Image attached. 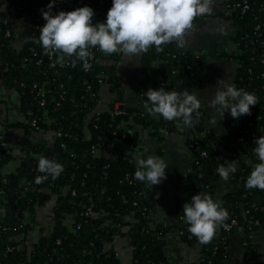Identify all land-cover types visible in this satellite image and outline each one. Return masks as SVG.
Here are the masks:
<instances>
[{"label": "trees", "instance_id": "16d2710c", "mask_svg": "<svg viewBox=\"0 0 264 264\" xmlns=\"http://www.w3.org/2000/svg\"><path fill=\"white\" fill-rule=\"evenodd\" d=\"M225 1L228 7L243 0ZM50 2L0 0V7H11V14L16 18L29 21L30 37L20 48L13 45L15 34L10 22L0 23V83L5 90L17 94L20 113L25 117L24 122L14 127L21 129L28 139L33 132H50L54 136L50 144L28 141L17 168L6 174L3 170L13 160V155L0 142V191L5 199L2 211L0 207V264H119L115 252L106 247L114 237L123 236L128 238L132 248V264H169L163 243L169 228L147 225L155 210L154 191L135 179L137 166L123 156L112 137V131L120 123L125 130L117 131L124 134L131 123L149 125L151 122L130 106H124L122 115H113L114 104L123 102L116 72L117 55H105L92 49L94 59L88 72L82 69V61H75L73 66L74 58L66 57L63 66L55 63L56 54L53 61L48 60L39 41V31L45 23L41 11L48 10ZM247 2L249 10L243 15L236 12L226 16L236 27L232 40L238 48L235 55L227 56L236 58L240 64L237 88L255 93L259 103L251 107V115L235 120L230 130L222 135L205 128L212 108L200 109L199 120L188 126L196 148L205 151L207 157L198 159L196 152L202 170L194 166L187 176L188 195L177 208L176 228L182 232L183 242L199 246L198 264H232L229 238L237 230L224 234L218 227L210 244H200L188 231L190 226L183 215V204L190 202L194 194L205 193L219 201L229 213L228 220L237 218L244 227L245 237L249 232V218L260 221L254 232H264V190L245 187L254 166L260 163L253 151L256 144L252 143V138L264 136V76H261L264 66L250 61L251 58L258 60L264 50V0ZM84 6L93 9V24H96L106 21L112 0H62L54 4L52 14ZM257 26L259 29L255 30ZM8 30L10 35L6 37ZM202 67L201 55L182 56L168 48L157 52L153 46L141 57L138 97L147 100L145 92L149 88L164 87L167 91L169 85H163V81L173 71L182 76L184 84L198 82ZM248 69L252 70L250 78L247 77ZM104 85L112 100L108 109L99 113L96 112L99 93ZM41 101L44 105H40ZM177 124L183 121L168 123L167 128L174 129ZM57 132L62 135L56 136ZM131 139L125 133L122 142ZM107 147L111 148L108 154L104 152ZM220 151L239 165L227 181L229 190L221 195L218 194L221 177L217 169L227 164ZM41 156L64 166L59 178L49 176L46 181L36 182L38 176L44 175L37 170ZM52 198L56 201L51 209L52 228L48 233L42 232L28 247L27 236L32 230L35 209ZM91 205L99 214L95 219L81 215ZM245 211L249 215L243 218L241 215ZM127 217H132L133 223H127ZM124 228L128 229L126 233ZM251 241L243 249L253 250Z\"/></svg>", "mask_w": 264, "mask_h": 264}, {"label": "crops", "instance_id": "0c3cea01", "mask_svg": "<svg viewBox=\"0 0 264 264\" xmlns=\"http://www.w3.org/2000/svg\"><path fill=\"white\" fill-rule=\"evenodd\" d=\"M62 0H55V4ZM225 0H215L213 11L210 15L196 17L193 21L196 30L186 36V46L178 47L176 43H169L164 48L176 51L179 54L201 55L203 67L198 76V82L184 84L182 76L173 71L163 81V85H169L167 91L196 92L202 101L201 109L212 108L209 116L205 120V128L218 135L228 132L235 122L228 112H225L224 119L216 114V109L210 104L211 98L215 94L217 82L224 80L237 87L239 62L228 54L237 53V45L232 38L236 33L235 25L226 18L228 16L225 8ZM9 21L15 34L13 45L20 48L30 37L29 21L27 18H16L9 13L6 7H0V23ZM118 56L116 72L118 83L123 96L125 106L137 108L141 114L147 118L146 123H131L126 132L132 138L128 142H122L120 150L123 156L130 162L137 165L138 159H147L148 156H158L167 163V179L160 184L153 185L155 197V210L148 219V226L156 228L165 226L169 228L164 237V251L169 264H198L201 258V250L197 245H188L183 242L176 225L179 221L178 206L188 195L187 176L192 171L196 163V151L187 147V141L192 139L182 132L179 125L176 128H167L168 123L177 120L167 121L159 114H149L144 107L147 100L138 97V81L141 72V57L126 56L123 53H114ZM100 103L96 112H104L108 109L112 97L108 92V87L104 85L100 90ZM11 116V117H10ZM218 123H210L213 117ZM25 117L20 113L18 96L14 91L5 90L0 83V142L13 155V160L6 166L9 170H15L19 158L24 156L25 146L28 141L52 143L54 136L50 132H33L30 139L26 138L23 131L14 124L24 122ZM170 127L171 124H170ZM195 137V136H194ZM194 141V140H193ZM111 148H105L104 152L109 153ZM220 156L225 163L238 162L230 158L223 151ZM230 185L221 179L219 192L229 190ZM55 199L52 198L42 206L35 209V217L32 230L28 233L26 245L31 247L43 233L50 232L52 228L51 209ZM127 223H133L132 217H127ZM124 228V233L127 232ZM245 235L243 232L235 231L229 238V256L232 264H264V232L257 230L253 233L251 241L253 250L243 249ZM112 249L119 260V264H132V248L128 238L115 237L106 247Z\"/></svg>", "mask_w": 264, "mask_h": 264}, {"label": "clouds", "instance_id": "9594fccd", "mask_svg": "<svg viewBox=\"0 0 264 264\" xmlns=\"http://www.w3.org/2000/svg\"><path fill=\"white\" fill-rule=\"evenodd\" d=\"M215 0H112L105 22L93 24L95 15L88 6L73 11H60L52 14L55 0L48 4V10H42L45 21L39 31V41L46 54H56L55 63L63 66L65 58L82 61L87 70L93 58L92 49H98L105 55L123 53L126 56H140L153 46L157 52H163L162 45L176 43L178 47L186 46L185 37L196 30L193 21L196 17L210 15ZM147 101L144 107L149 114H159L167 121L182 120L186 126H192L200 118L202 101L196 92L166 91L164 87L149 88L145 92ZM259 103L255 93L234 84L220 80L210 104L216 114L224 119L228 112L234 120L251 115V107ZM195 114V116H194ZM210 123L217 124L214 116ZM253 149L260 163L254 166L247 178L246 189L264 190V136L255 139ZM222 164L217 172L222 180L228 181L237 171L236 162ZM135 179L146 183L152 189L167 179V163L164 159L150 155L147 159L137 160ZM37 170L43 176L36 178L37 183L46 181L49 176L57 179L64 171V166L55 160L41 156ZM185 223L188 231L200 244L207 245L217 235L218 227L229 218L227 209L211 195L194 194L190 202L183 204Z\"/></svg>", "mask_w": 264, "mask_h": 264}, {"label": "built area", "instance_id": "2783aa9c", "mask_svg": "<svg viewBox=\"0 0 264 264\" xmlns=\"http://www.w3.org/2000/svg\"><path fill=\"white\" fill-rule=\"evenodd\" d=\"M8 12L9 13H12L13 12V9L11 7H6ZM226 12L227 14H234L236 12H239L240 15H243L246 11L249 10V4L247 2V0H243L241 3H233L231 4L230 6L226 7ZM6 22V21H5ZM259 29V26H257L255 28V30H258ZM10 35V31H6V34L5 36L6 37H9ZM46 54V53H45ZM182 56L184 54H181ZM53 56L54 54L52 55H49V54H46V57L48 58V60L50 61H53ZM196 56V55H195ZM197 58V57H196ZM94 59V53H93V58L89 61V64H91V61ZM250 61H253V62H256L258 61L261 65L264 66V50L260 53V57L258 60H254L253 58L250 59ZM52 65H54V63H52ZM82 69L85 71V72H88L90 70V67L85 70L84 67H83V62H82ZM252 74V70L251 69H248L247 70V77L250 78ZM261 76H264V74H261ZM88 90L90 89L89 86L86 87ZM40 105H44V102L41 101L40 102ZM124 106L125 104L122 103V102H116L114 104V110H113V115L114 116H120L123 114V111H124ZM179 125V124H177ZM182 132L191 136L192 133L190 131V128L186 125H179ZM117 129L119 130H125V126L123 123H120L117 127ZM117 129H114L112 131V137L115 141L118 142V144L116 145L117 148H120V145L122 144V141L125 139V132L124 134H119ZM62 134H60L59 132H57L56 136H61ZM252 143L255 144V138H252ZM2 144V143H1ZM3 146V145H2ZM187 147L189 149H192V150H195L196 152H198V159H203V158H206L207 157V153L205 151H200L196 148V145L194 143V141L192 139L188 140L187 141ZM92 152L95 153V148L92 147ZM196 159V163H195V167L196 169L198 170H202V167L199 166V160ZM15 171V170H14ZM13 170H9L7 168H4L3 170V173H13L14 172ZM200 176H202V173L200 174ZM72 194H74V192H72ZM5 203V199H4V196H3V192L0 191V207H1V211L3 210V204ZM56 203H54L55 205ZM53 205V207H54ZM83 215L84 217H87V218H92V219H95L99 216V214L97 212H95L93 210V206H89L86 208V210L81 214ZM249 215V212L248 211H245L241 216L243 218H246V216ZM26 217L28 218V215H26ZM250 220L247 221V230L249 231L248 232V235L247 237H245V240L243 241V246H248L249 245V241L253 238V232H254V228L258 227L259 224H260V221L258 220H253L252 218H249ZM221 228V231L224 233V234H230L233 230H237L239 232H244V227L242 225H240V222L238 221L237 218H233L231 220H229V223H225L224 225L220 226ZM115 238V237H114ZM115 256L117 257V254L115 253Z\"/></svg>", "mask_w": 264, "mask_h": 264}, {"label": "water", "instance_id": "95a60500", "mask_svg": "<svg viewBox=\"0 0 264 264\" xmlns=\"http://www.w3.org/2000/svg\"><path fill=\"white\" fill-rule=\"evenodd\" d=\"M41 45H42V44H41ZM208 172H209V170H208ZM44 199H45V197H44ZM226 223H229V220H227ZM184 236H185V234H184Z\"/></svg>", "mask_w": 264, "mask_h": 264}, {"label": "rangeland", "instance_id": "374dc122", "mask_svg": "<svg viewBox=\"0 0 264 264\" xmlns=\"http://www.w3.org/2000/svg\"><path fill=\"white\" fill-rule=\"evenodd\" d=\"M11 117V116H10ZM4 146V145H3ZM4 148H5V146H4Z\"/></svg>", "mask_w": 264, "mask_h": 264}]
</instances>
